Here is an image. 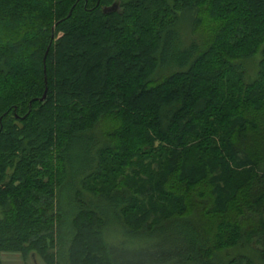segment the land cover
Instances as JSON below:
<instances>
[{"label": "trees", "instance_id": "trees-1", "mask_svg": "<svg viewBox=\"0 0 264 264\" xmlns=\"http://www.w3.org/2000/svg\"><path fill=\"white\" fill-rule=\"evenodd\" d=\"M0 215L44 264L264 262V0H0Z\"/></svg>", "mask_w": 264, "mask_h": 264}, {"label": "rangeland", "instance_id": "rangeland-1", "mask_svg": "<svg viewBox=\"0 0 264 264\" xmlns=\"http://www.w3.org/2000/svg\"><path fill=\"white\" fill-rule=\"evenodd\" d=\"M192 21H187L182 24L181 28L179 29L180 34L182 36V41L185 45H189L193 41L199 42L198 31L199 29H194L192 27ZM61 37V36H59ZM192 41V42H191ZM259 60L258 57L254 59L252 64H256ZM1 217V215H0ZM264 219V217H263ZM106 236V240L110 241L111 235L109 234ZM236 254H244L252 261V264H264V262L260 259L259 254L251 248H245L244 250H238ZM0 264H44L40 258H28L27 260H23L19 254L13 253H3L0 252Z\"/></svg>", "mask_w": 264, "mask_h": 264}, {"label": "water", "instance_id": "water-1", "mask_svg": "<svg viewBox=\"0 0 264 264\" xmlns=\"http://www.w3.org/2000/svg\"><path fill=\"white\" fill-rule=\"evenodd\" d=\"M118 9H119V6L116 5V4H114V5H112L111 7L103 8V9H102V13H103L104 15L112 14V13H116V12L118 11ZM47 53H48V50H47V52H46V55H47ZM46 55H45V58H44V60H43V63H45ZM45 99H46V94H44V96L42 97V99L40 100V102H44Z\"/></svg>", "mask_w": 264, "mask_h": 264}]
</instances>
